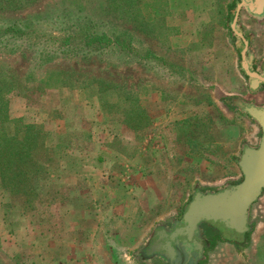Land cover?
Segmentation results:
<instances>
[{
    "label": "rangeland",
    "instance_id": "obj_1",
    "mask_svg": "<svg viewBox=\"0 0 264 264\" xmlns=\"http://www.w3.org/2000/svg\"><path fill=\"white\" fill-rule=\"evenodd\" d=\"M220 1L187 0L176 17L167 0H0V27L27 22L0 28V264H111V231L138 257L142 235L179 221L195 191L241 180L260 129L236 103L264 108V86L252 94ZM240 24L263 75L264 22ZM94 29L109 40L90 54L78 31Z\"/></svg>",
    "mask_w": 264,
    "mask_h": 264
},
{
    "label": "water",
    "instance_id": "obj_2",
    "mask_svg": "<svg viewBox=\"0 0 264 264\" xmlns=\"http://www.w3.org/2000/svg\"><path fill=\"white\" fill-rule=\"evenodd\" d=\"M242 2L249 16L264 19V0ZM236 20L235 18L231 28L242 42V45L240 42L236 43L240 49L241 70L249 79L250 90L255 92L264 84V76L252 67L254 56L248 51V43ZM236 106L260 129L258 145L244 146L237 161L241 180L215 192L195 191L182 218L174 222L170 230L162 226L155 229L148 244L149 249L145 250L148 257L155 255L167 262L195 264L191 254L194 251L200 253L203 241L197 237V231L203 223L215 228L226 240H239V233L247 230L249 210L264 192V108L243 102L236 103ZM186 256L188 259L184 260Z\"/></svg>",
    "mask_w": 264,
    "mask_h": 264
},
{
    "label": "crops",
    "instance_id": "obj_3",
    "mask_svg": "<svg viewBox=\"0 0 264 264\" xmlns=\"http://www.w3.org/2000/svg\"><path fill=\"white\" fill-rule=\"evenodd\" d=\"M187 0H167L168 3V8L172 10L171 12L176 16L179 17L181 14V11L184 10V5ZM233 0H226V3L224 4V0H221L220 3L218 4V9L215 11V18H216V23L222 24L224 21L226 22V16L228 13V8L227 6L232 2ZM240 5H239V10L234 14L233 20L230 23H227L229 30L231 31L232 34L230 36L232 39L237 40V42H240V45H242V42L240 39L233 33L231 25L234 22V19L236 18V24L240 29V32H242V26L240 24V18L243 13H245L250 19L254 20L257 24L261 25L264 22L263 20H258L255 19L251 16L248 15V13L245 11V8L243 7V2L242 0H239ZM185 27H189L191 31H194V29L191 28L192 23H194V19L196 16V12L192 9L186 10L185 11ZM201 24L205 27L208 22V12L203 13L201 16L200 20ZM189 29V31H190ZM200 31V29L198 30ZM244 36V34H243ZM245 38V37H244ZM247 41V40H246ZM171 46H174L172 43V40H169ZM178 42V41H175ZM236 42V43H237ZM235 43L236 50L239 51V59L240 57V49L237 47ZM249 49V47H248ZM249 51V50H248ZM254 56V55H253ZM255 58V56H254ZM253 58V60H254ZM252 60V63H253ZM240 62V61H239ZM241 69V65H240ZM242 71V70H241ZM256 72H259V69H255ZM243 73V72H242ZM244 74V73H243ZM259 74V73H258ZM245 75V74H244ZM260 89V88H259ZM257 90L253 92L252 94L259 93L261 90ZM262 107V106H261ZM248 117V116H247ZM249 118V117H248ZM251 141L246 143L247 145L245 146H250V147H256L257 143L254 138V135H251L250 138ZM255 142V143H253ZM244 147V146H243ZM242 147V149H243ZM242 151V150H241ZM241 155V152H240ZM239 155V158H240ZM237 157H232L231 160L236 159ZM237 160V159H236ZM240 171V170H239ZM222 189V188H221ZM200 191V190H199ZM148 201L149 199L146 198ZM84 203V200H83ZM156 204L150 203L149 206H158ZM103 218V217H102ZM251 219L253 225H249L248 221V228L246 231L239 233V240H226L221 237V234L215 229L212 228L208 223H203L202 225L199 226L198 231H197V237L203 241V245L201 246L200 253L197 251L192 252L191 257H193V254L197 253L199 259L197 261L195 260V264H264V192L261 195V197L257 200L256 203H254L250 210H249V220ZM104 220V218H103ZM114 220L112 223H114ZM118 221V218L116 219ZM126 220V219H125ZM127 221V220H126ZM126 221H121V222H126ZM165 221V220H163ZM161 221V222H163ZM130 222V221H129ZM177 222V221H174ZM174 222H171L172 224ZM164 223V222H163ZM172 224L169 228H166L164 225H159L162 226L163 228L170 230L172 228ZM157 227H155L156 229ZM153 230V229H152ZM151 232L148 236L145 234L142 235L141 238H146V242L143 244V246L138 250V257H134L132 255L135 254V249L136 245L131 244L127 245L126 247L122 248L120 247L118 238L117 240H113L114 238V231L111 232H105V233H100L101 237L105 238H110L112 242L106 244L105 243V252L107 256L110 257V263L111 264H176L173 262H167L163 260L162 258L158 256H151L148 257V255L145 253V250L149 249V243L151 241V235L154 233ZM150 232V230L148 231ZM202 232V233H201ZM216 233L218 234V238H216ZM204 235V236H203ZM129 238H134L136 239V235L133 237ZM116 241L118 243L119 247H115ZM214 242V244H213ZM213 244V245H212ZM117 245V244H116ZM90 253H87L89 255ZM119 254V255H118ZM122 255V256H121ZM201 255V257H200ZM137 260V261H136ZM84 264V262H83ZM97 264H101L98 263ZM182 264H188L182 263Z\"/></svg>",
    "mask_w": 264,
    "mask_h": 264
},
{
    "label": "trees",
    "instance_id": "obj_4",
    "mask_svg": "<svg viewBox=\"0 0 264 264\" xmlns=\"http://www.w3.org/2000/svg\"><path fill=\"white\" fill-rule=\"evenodd\" d=\"M5 1H9V0H5ZM240 1L239 0H233L228 6V13H227V18H226V23H230L232 22L233 20V17H234V14L239 10V3ZM53 16H51L50 18H48L47 16L41 18L40 20L43 21V22H48L50 20H52ZM40 20H38V22H41ZM83 21H85L83 19ZM86 21H92L91 19L89 18H86ZM27 22H20V21H14L12 24H4L5 27H0L2 32L4 33H21L22 31V27L26 24ZM29 24H32V22H29ZM33 25V24H32ZM228 25V24H227ZM127 33H123L121 35H113L112 36V39H114L115 41H120V40H125L126 37H127ZM78 36H79V40L80 41H83V46L85 47V49L87 50L88 53L92 52L94 53L96 50H97V45L104 41V42H107L108 40L106 38L105 35L104 36H100L98 35V32L96 31V29H94V31L92 32H88V33H83V31H78ZM115 36V37H114ZM85 40H89L88 42H85ZM99 40V41H98ZM61 43L62 44H65L66 43V39H63L61 40ZM109 43V42H108ZM111 45V43H109ZM91 54V53H90ZM151 54V52H149L147 54V57H144V58H148ZM159 60L160 62H162L163 64V61L160 60V59H157ZM252 67H254L253 63H252ZM3 107V105H1L0 103V107ZM5 106V104H4ZM5 121H2L0 119V160L2 158V150H1V147H2V140L5 138ZM26 130H32L33 127L32 126H28V127H25ZM13 140V139H12ZM17 145H21V142H18L16 143ZM12 152L16 151L17 150V146H13L12 147ZM235 160V159H234ZM10 170V168H9ZM5 171H7L6 168H3V163L0 162V179H2V181L4 180L3 177H4V173ZM216 238H218V234L216 233ZM214 244V242H213ZM212 244V245H213Z\"/></svg>",
    "mask_w": 264,
    "mask_h": 264
},
{
    "label": "flooded vegetation",
    "instance_id": "obj_5",
    "mask_svg": "<svg viewBox=\"0 0 264 264\" xmlns=\"http://www.w3.org/2000/svg\"><path fill=\"white\" fill-rule=\"evenodd\" d=\"M263 76H264V74H263ZM264 86V84H261V86L260 87H263ZM238 183V182H237ZM234 184H236V183H234ZM170 227V225L169 226H166V228H169ZM202 233V232H201ZM204 236V235H203ZM193 257L195 258L194 260H196L197 261V259H199V257H198V255H197V253L195 254H193ZM200 257H201V255H200ZM186 259H188V256H186V257H184V260H186ZM183 263H186V262H183ZM163 264H164V262H163ZM176 264H182V263H176Z\"/></svg>",
    "mask_w": 264,
    "mask_h": 264
}]
</instances>
